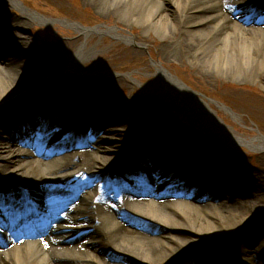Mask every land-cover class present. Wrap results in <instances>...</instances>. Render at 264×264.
Instances as JSON below:
<instances>
[{
	"label": "bare ground",
	"instance_id": "obj_1",
	"mask_svg": "<svg viewBox=\"0 0 264 264\" xmlns=\"http://www.w3.org/2000/svg\"><path fill=\"white\" fill-rule=\"evenodd\" d=\"M5 2L0 0V182L14 190L26 189L35 199L31 219L41 218L49 234L38 238L44 228L24 236L25 225L14 226L17 236L0 232V264H190L186 248L201 241L211 242L202 247L201 256L206 264H264V205L259 204L264 202V177L237 168L240 159L232 155L211 152L220 148L216 140L193 144L184 141V137L190 136L186 128L167 129L164 118L168 112L160 99L133 97L132 106L124 105L114 90H108L94 77L95 88H87L83 96H64L56 91L61 87L78 89L85 84L78 78L66 80V75L47 82L55 79L56 64L44 67L34 63L41 49L25 31L32 22L49 25L51 21L22 7L17 0H8L6 4L17 15L12 17ZM258 2L92 0L104 17L114 13L118 20L95 29L75 27L86 37L93 32H109L127 41L141 38L126 34L124 29L140 27L144 32L154 31L162 36L165 47L160 48V53L166 55L165 59L178 52L182 56L189 54L194 65L205 67L200 74L206 79L221 72L231 79L245 75V79L264 85V13L253 25L244 23L247 13ZM96 52V46L85 42L62 64L66 70L80 71V62ZM154 65L169 96L184 112L193 118L188 101L194 99L206 106L221 125L215 111L197 92L180 81L161 60ZM246 84L245 81L243 85ZM55 119L65 131L71 121L78 124L81 133L89 130L90 148L67 154L65 151L78 148L80 143L74 134H56V129H52V123L58 122ZM132 120L138 122L136 126L131 124ZM225 131L226 137L264 148L263 135L248 139L226 127ZM111 132L116 133L117 141L108 137ZM14 138L22 146L12 152ZM141 139L154 143L157 160L166 151L169 153L165 164L177 170L175 191L190 196L195 183H200L202 194L212 187V200H217L219 194L222 198L204 203V196L199 193L192 200L165 199L158 192L163 188L158 181L147 186L152 194L146 196V191L122 179L123 173L118 177L111 169L106 172L107 181L99 179V172L119 158H137L135 151ZM49 152L63 156H44ZM195 156H200L202 164L198 160L193 162V173L181 175ZM144 159L139 163H150ZM154 169H159L158 164ZM136 175L131 172L129 176L136 179ZM193 175L206 180L198 182ZM76 200L80 202L75 204ZM3 209L11 224L26 218ZM5 224L0 221L1 226ZM170 228L175 232H170ZM183 232L188 235H176ZM234 232L241 239L230 243L225 236ZM260 235L263 239L254 242Z\"/></svg>",
	"mask_w": 264,
	"mask_h": 264
},
{
	"label": "rangeland",
	"instance_id": "obj_2",
	"mask_svg": "<svg viewBox=\"0 0 264 264\" xmlns=\"http://www.w3.org/2000/svg\"><path fill=\"white\" fill-rule=\"evenodd\" d=\"M6 2L4 6L10 15L17 17L16 12L11 11V7ZM17 2L22 7L43 15L51 21L49 25L41 22H32L30 29L25 31V34L36 43L38 49H41L35 55L33 59L34 63L44 67L53 63L57 66L55 79L48 80L47 82H52L66 75V80L71 77L78 78L85 84L78 89L61 87L56 91L64 96H83L87 88H95L94 77L99 83H103L108 90H114L124 105L132 106L131 98L133 97L152 96L153 98L160 99L163 109L168 112V116L164 118V121L167 122V129L173 127L186 128L190 132V136L184 137V141L188 140V142H192L193 144L207 140H216L220 143V148H216L211 152L219 151L227 156L232 155L234 158L240 159L236 165L237 168L250 172L252 176L264 177V148L251 147L246 141L234 140L224 136L226 133L225 127L248 139L259 135L264 136V85L261 81L247 78L246 80L245 75L231 79L229 75H223L221 72H215L211 79H206L200 74L206 70L205 67L198 64L194 65L189 54L182 56L177 51L178 53L174 55L175 57L165 59L166 55L164 54L163 56L160 53V48L162 50L165 47L162 43V36L154 31L144 32L140 27L131 31L124 29L126 30V34L130 32L131 35L141 38L139 41H127L109 32H93L90 36L86 37L75 26L95 29L99 25L107 24L106 22L108 24H115L116 20H118L117 15L114 13L109 17H104V13H102L96 4L92 3V0H17ZM263 13L264 3L262 0H259L255 8L247 13L244 23L247 26L253 25L256 23L257 17ZM85 42L89 46H96L97 52L80 62V71L66 70L62 62L70 59ZM64 53L67 56L65 59H63ZM158 60H161L180 81L197 92L211 106V109L216 113V118L224 127L214 123V116L212 117L209 114L208 108L199 104L194 99L188 101V105L194 114L193 118L179 107L174 98L169 96V91L164 80L156 70L154 63ZM245 81L248 84L243 85ZM67 82L65 81V83ZM238 90L242 93H237ZM251 96H254V98H251ZM231 110L240 117L235 116ZM54 121H58L57 123H52V129H56V134L64 132L65 128L59 125L60 121L58 119ZM137 123L134 120L131 122L134 126ZM76 127H78L76 122H69V129L74 130ZM88 133L89 130L82 133V135H76L75 139L81 143L80 146L78 148H70L65 152L73 154L74 151L79 149L90 148L91 143L88 141ZM115 134L111 132L108 134V137L110 136L111 140L117 141V135ZM66 135L62 137H66ZM12 143V152L17 151L21 147V143H19L17 138H14ZM154 147L149 140L141 139V143L137 146L135 152L140 159L146 157L154 160ZM50 155V158L59 159L63 156V154L60 156L56 152L44 154L46 157ZM165 159L163 158L160 163L164 162ZM138 164L137 158L130 159L125 155L108 167V170H114L115 176L118 177L119 174L121 176L123 173L122 179L131 186L134 181L129 175H131V172L137 174L135 167ZM188 165L191 166V163ZM170 166L166 165L163 169H170ZM192 169L189 168L186 174H192ZM99 174L100 176L102 175L99 179L107 181L108 175L106 172ZM104 175L106 177L103 178ZM193 177L197 178L198 182L205 179L202 176L193 175ZM145 182L149 183L150 181L146 178ZM167 182L169 183L170 181ZM152 184H149L148 187H151ZM200 186L203 188L202 184L195 183L194 192L190 196H186L183 192L176 193L172 188L168 187L164 188L160 195L162 198L173 201L180 199L192 200L194 194H202ZM146 190V196L149 193L152 194L150 190ZM0 191L5 196H9L12 192L17 197L22 196L23 198V194L25 196V191L22 188L17 187L14 190L1 182ZM218 193L216 194L218 195ZM211 194H214V191L212 187H208L207 191H204L202 194L205 195L202 202H216L222 198V195L219 194L217 200H212ZM29 199L33 200V198ZM79 202V200H76L75 204ZM259 204L263 206V200ZM169 231L175 232L172 228ZM176 235L186 237L188 234L187 232H183L176 233ZM225 237L228 238L227 240H231L230 243L241 239L238 232L226 235ZM225 237H222V239H226ZM262 239L263 236L260 235L254 242H259ZM210 244L211 242L206 244L203 241L192 244L191 247L186 248V253L189 252L186 260L190 259V264H206L201 256V252L203 245L208 246ZM181 256L182 253H179L178 257ZM114 259L120 260L116 256H114ZM183 263L186 264V261ZM171 264H174V262Z\"/></svg>",
	"mask_w": 264,
	"mask_h": 264
}]
</instances>
